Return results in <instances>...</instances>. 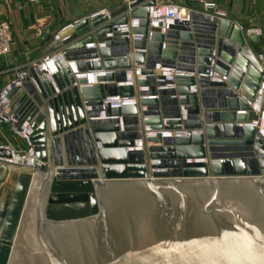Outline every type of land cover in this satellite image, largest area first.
Here are the masks:
<instances>
[{
  "label": "water",
  "instance_id": "water-1",
  "mask_svg": "<svg viewBox=\"0 0 264 264\" xmlns=\"http://www.w3.org/2000/svg\"><path fill=\"white\" fill-rule=\"evenodd\" d=\"M155 5L77 20L60 31L65 66L12 84L37 162L10 166L0 264H264V144L252 126L261 38L199 10L163 34L150 25ZM112 98L137 103L104 106ZM12 158L0 149V163Z\"/></svg>",
  "mask_w": 264,
  "mask_h": 264
},
{
  "label": "crops",
  "instance_id": "crops-1",
  "mask_svg": "<svg viewBox=\"0 0 264 264\" xmlns=\"http://www.w3.org/2000/svg\"><path fill=\"white\" fill-rule=\"evenodd\" d=\"M154 1L158 5L171 3L199 11L202 10L200 1L215 3L219 11L226 13L244 30L253 34H256V31L261 32L259 35L261 43L251 46L254 52L264 55V0ZM125 2L126 0H40L38 4H33L30 0H0V21L11 24L13 36L12 53L0 60V89L15 82L20 74L30 68L44 64V60L49 56L62 60L59 59L62 54L64 36L63 33L60 34L62 29L69 27L77 20L87 18L92 13L110 6H119ZM57 36H59L58 40ZM135 52L132 49V53ZM7 134V129L4 130V134H0V145L7 146L16 152H23L24 144ZM12 172L9 166L0 163V190L4 191L8 188Z\"/></svg>",
  "mask_w": 264,
  "mask_h": 264
},
{
  "label": "built area",
  "instance_id": "built-area-1",
  "mask_svg": "<svg viewBox=\"0 0 264 264\" xmlns=\"http://www.w3.org/2000/svg\"><path fill=\"white\" fill-rule=\"evenodd\" d=\"M33 4H38L40 0H30ZM139 0H126L124 3L127 7L126 15L130 16L135 9L133 7L138 3ZM201 4V11L212 16L216 17H228L226 13L221 12L218 10V6L215 3L207 2V1H200ZM187 12V19L182 18V12ZM195 11L193 8H184L178 5H173L171 3H167L165 5H158L156 4L154 7L151 8L150 14V25L153 28H160L162 33L165 34L167 30H169L171 25H177L182 23H189L190 22V14ZM132 27H139L138 21H132ZM68 28V27H67ZM65 28V29H67ZM124 31H129V28H123ZM261 32L256 31V35H260ZM59 39V36L56 37ZM13 50V36H12V26L7 21H0V60L4 59L8 55L12 53ZM60 59H63V54H61ZM57 57L49 56L44 61L50 62ZM259 61L261 67L264 71V55L260 54ZM56 62V61H55ZM41 66L34 67L37 70H41ZM159 68V67H158ZM165 76L169 80L174 79V73L170 71H164ZM48 75L51 74L47 71ZM22 74L19 75V78L15 81V86L21 87L22 83ZM14 84V82L12 83ZM12 84H9L0 89V134H4V130H8L11 132L19 141H21L24 146L25 150L23 152H16L15 150L0 145V149L10 150L12 153V160L5 161L8 166H16L19 167L21 170L24 169H31L36 165V153L33 149V145L31 142V137L33 135V131L31 126L26 123L23 126H20L19 120L15 115L14 111L11 110L10 101L8 100V94L12 90ZM256 103L261 104V110H258L256 114V120L252 123V126L255 127L258 131L259 137L262 139L264 144V74H263V81L261 84V90L258 94ZM136 99H120V98H112L108 99L104 102V106L106 104H110L112 109L116 108H123L129 105H135ZM255 108V107H254ZM105 109V108H104ZM105 118V112L102 113L103 120ZM186 120V113L183 114V117L180 119L181 122ZM123 131V128L121 129ZM165 135L177 137H185L187 136V132H173V133H166ZM156 136L155 133H148V137ZM137 148L134 150H141L143 148V141H138ZM133 151V149H130Z\"/></svg>",
  "mask_w": 264,
  "mask_h": 264
},
{
  "label": "rangeland",
  "instance_id": "rangeland-1",
  "mask_svg": "<svg viewBox=\"0 0 264 264\" xmlns=\"http://www.w3.org/2000/svg\"><path fill=\"white\" fill-rule=\"evenodd\" d=\"M7 136H12L13 138L17 139L11 132L8 131ZM10 167V166H9ZM11 168V167H10ZM17 176H15V172L11 173V178H10V184L7 189L0 190V210L2 209V206L6 203L12 200L14 192H15V185L17 182ZM3 201V202H2Z\"/></svg>",
  "mask_w": 264,
  "mask_h": 264
},
{
  "label": "bare ground",
  "instance_id": "bare-ground-1",
  "mask_svg": "<svg viewBox=\"0 0 264 264\" xmlns=\"http://www.w3.org/2000/svg\"><path fill=\"white\" fill-rule=\"evenodd\" d=\"M59 59H60V57H59ZM57 61H59V62H62V64H63V66H65V63H64V61H63V59L62 60H57L56 58L55 59H53L52 61H50V62H46V63H44V64H42V66H41V70L42 71H48L50 74H53V73H55L56 71H57V68H56V62ZM255 107V108H254ZM253 108H254V111H255V115L258 113V110H261V104L260 103H256V102H254L253 103ZM10 232H12V230L10 231Z\"/></svg>",
  "mask_w": 264,
  "mask_h": 264
}]
</instances>
